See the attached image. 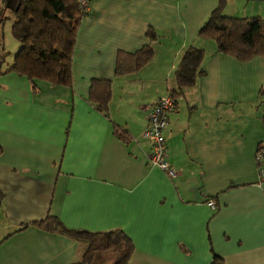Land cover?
Segmentation results:
<instances>
[{"label": "crops", "instance_id": "0c3cea01", "mask_svg": "<svg viewBox=\"0 0 264 264\" xmlns=\"http://www.w3.org/2000/svg\"><path fill=\"white\" fill-rule=\"evenodd\" d=\"M220 1L88 0L69 85L37 80L33 90L0 70V264H80L82 244L29 225L49 215L70 229L121 230L129 264H264V57L239 61L198 36ZM223 14L264 18V0H224ZM145 46L151 61L117 75L119 54ZM190 46L204 52L202 73L178 95L174 72ZM95 79L111 82L108 117L88 101ZM171 94L174 178L149 163L142 137Z\"/></svg>", "mask_w": 264, "mask_h": 264}, {"label": "trees", "instance_id": "16d2710c", "mask_svg": "<svg viewBox=\"0 0 264 264\" xmlns=\"http://www.w3.org/2000/svg\"><path fill=\"white\" fill-rule=\"evenodd\" d=\"M223 8L224 0H221L199 29L198 36L212 40L218 52L239 61L264 57V18L228 17L223 14ZM6 14L12 17V36L20 47L12 65L4 73L28 79L33 90L36 89L37 80L53 85H69L77 31L86 14L79 0H0V23L6 19ZM147 36L151 41L156 39L152 31H148ZM153 55L150 46L132 55L120 53L116 74L137 72L151 61ZM203 57L201 49L193 46L186 49L174 72L177 94L195 85L202 73ZM171 96L176 98L177 95ZM111 97L110 81L92 80L88 101L105 117H108ZM113 130L120 141L129 142L130 136L124 128L115 125ZM1 200L0 193V209ZM29 225L48 233L64 235L82 244L84 251L80 264H129L134 251L131 240L121 230L90 232L70 229L51 215ZM27 226L21 227L19 231ZM211 264L224 263L214 257Z\"/></svg>", "mask_w": 264, "mask_h": 264}, {"label": "built area", "instance_id": "2783aa9c", "mask_svg": "<svg viewBox=\"0 0 264 264\" xmlns=\"http://www.w3.org/2000/svg\"><path fill=\"white\" fill-rule=\"evenodd\" d=\"M84 11L88 10V0H79ZM175 98L171 95L160 98L148 113V125L143 131L142 137L151 144V151L148 161L152 166L163 170L169 178L175 177V171L167 160V146L164 138V130L168 124V114L175 108ZM256 150V165L260 181H264L262 164L264 162V143H261ZM208 206L216 208L214 201H209Z\"/></svg>", "mask_w": 264, "mask_h": 264}, {"label": "rangeland", "instance_id": "374dc122", "mask_svg": "<svg viewBox=\"0 0 264 264\" xmlns=\"http://www.w3.org/2000/svg\"><path fill=\"white\" fill-rule=\"evenodd\" d=\"M12 21V17L6 14V19L0 23V70L2 71L12 65L14 56L20 47L12 36ZM262 169L264 170V165Z\"/></svg>", "mask_w": 264, "mask_h": 264}]
</instances>
